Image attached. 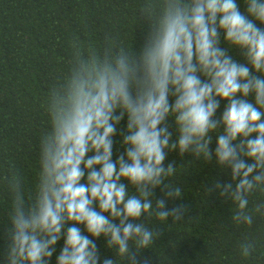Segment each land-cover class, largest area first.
<instances>
[{"label":"clouds","instance_id":"obj_1","mask_svg":"<svg viewBox=\"0 0 264 264\" xmlns=\"http://www.w3.org/2000/svg\"><path fill=\"white\" fill-rule=\"evenodd\" d=\"M244 3L242 13L237 0H147L142 11L150 31L138 53L75 52L68 76L49 94L51 130L41 142L42 171L30 207L19 178L6 177L15 193L8 264H49L61 239L56 264H99L95 239L102 236L117 256L129 257L130 241L137 251L147 249L157 233L137 222L142 215L183 217L182 208L168 209L163 199L153 205L161 185L169 197H180L179 188L165 183L175 172L164 164L170 151L206 161L214 155L230 168L231 182L216 187L238 205L233 219L252 225L248 196L264 186V28L257 26L264 25V0ZM125 117L124 152L113 160V137ZM240 248L247 257L254 245Z\"/></svg>","mask_w":264,"mask_h":264},{"label":"trees","instance_id":"obj_2","mask_svg":"<svg viewBox=\"0 0 264 264\" xmlns=\"http://www.w3.org/2000/svg\"><path fill=\"white\" fill-rule=\"evenodd\" d=\"M146 2L0 0V264H8L15 195L6 177L15 174L19 178L25 206L30 207L37 197L42 171L41 142L51 130L47 108L51 89L68 76L77 50L87 55L92 49L101 58L121 48L138 53L150 31V22L142 11ZM237 4L242 13L246 12L244 0H237ZM257 26L264 28L258 22ZM222 47L234 60L246 63L238 49L223 43ZM248 100L254 102V97L250 95ZM225 103L221 102L217 118ZM165 123L175 141L172 119ZM126 124L125 117L113 137V160L124 152ZM216 134H212L210 145L213 151ZM169 163L175 172L165 178V183L179 188L180 197H169L167 187L161 185L153 192V205L163 199L168 209L182 208V219L160 220L155 210L142 215L137 222L146 224L157 237L147 249L139 251L130 241L129 257L117 256L103 236L96 238L99 264L106 258L116 264H264V209L257 211L264 204V186L248 196L247 210L254 216L249 226L233 219L238 205L216 187L231 182V170L220 166L214 155L206 161L191 153L181 156L178 151H170L165 167ZM79 227L88 235L82 225ZM245 241L254 245L247 257L241 255L240 248ZM63 243V239L58 241L49 264H56Z\"/></svg>","mask_w":264,"mask_h":264}]
</instances>
